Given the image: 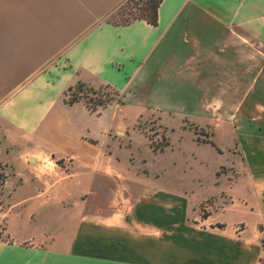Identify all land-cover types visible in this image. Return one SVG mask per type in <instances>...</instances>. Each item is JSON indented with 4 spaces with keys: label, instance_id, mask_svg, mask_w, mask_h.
I'll return each instance as SVG.
<instances>
[{
    "label": "crops",
    "instance_id": "obj_1",
    "mask_svg": "<svg viewBox=\"0 0 264 264\" xmlns=\"http://www.w3.org/2000/svg\"><path fill=\"white\" fill-rule=\"evenodd\" d=\"M123 1L0 0L2 190L27 208L1 211L0 264H264V0H163L156 26L111 21ZM79 80L124 103L68 104ZM132 94L136 119L234 123L242 167L217 171L235 178L199 214L116 168Z\"/></svg>",
    "mask_w": 264,
    "mask_h": 264
},
{
    "label": "rangeland",
    "instance_id": "obj_2",
    "mask_svg": "<svg viewBox=\"0 0 264 264\" xmlns=\"http://www.w3.org/2000/svg\"><path fill=\"white\" fill-rule=\"evenodd\" d=\"M145 1L124 0L110 15V20L124 23L133 15L140 14ZM135 96L127 97L124 119L126 128L120 133L114 132L115 139L120 138L126 142L121 148H116L115 156L121 158V163L116 165V168L124 171L130 178L132 192L136 191L133 185L136 186L137 182L145 184L144 186H148L150 190L161 188L162 200L170 198L178 202L184 200L191 215L199 214L202 201L211 194H218L226 186V181L235 178V174L230 172L231 174L228 173L218 179L217 171L224 172L231 168L239 170L242 167L236 146L239 132L233 122H216L204 118L199 113L182 111L186 107L172 114L167 110L161 114L157 110H148L136 119L139 111L147 109L145 105L147 97ZM111 104L116 107L122 106L116 99ZM178 105L180 106V103ZM207 124L210 126L206 127ZM125 131L127 135L123 136ZM206 140L209 142H204ZM166 141L169 145L164 151H155L151 146H161ZM6 178V173L0 171V220L4 208L9 209L13 219H17L20 213H26L27 208L18 205L8 206L13 204L17 197L16 194L11 195L9 189L3 192L2 183ZM226 216L241 219L246 218L247 214L227 212ZM3 229L4 221L0 226V238H5L2 235Z\"/></svg>",
    "mask_w": 264,
    "mask_h": 264
},
{
    "label": "trees",
    "instance_id": "obj_3",
    "mask_svg": "<svg viewBox=\"0 0 264 264\" xmlns=\"http://www.w3.org/2000/svg\"><path fill=\"white\" fill-rule=\"evenodd\" d=\"M163 0H146L143 7H141L140 14L133 15L124 23L114 22L116 24H129L134 20L143 19L152 25H158V9ZM120 92L110 84H103L99 87L91 83L79 80L76 84L70 86L65 92V100L68 104H73L82 101L92 111H98L111 104L115 99L118 103L123 104L124 101L120 98ZM206 142H209L206 140ZM169 142L161 146L151 145L155 151H164ZM3 184V183H2Z\"/></svg>",
    "mask_w": 264,
    "mask_h": 264
}]
</instances>
